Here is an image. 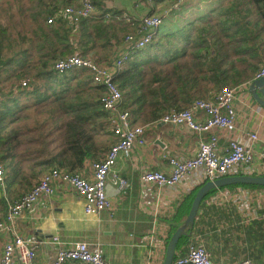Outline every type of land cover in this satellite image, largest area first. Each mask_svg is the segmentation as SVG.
Instances as JSON below:
<instances>
[{
  "label": "crops",
  "instance_id": "obj_1",
  "mask_svg": "<svg viewBox=\"0 0 264 264\" xmlns=\"http://www.w3.org/2000/svg\"><path fill=\"white\" fill-rule=\"evenodd\" d=\"M228 1L106 0L107 8L128 18L108 22L115 24L111 30L116 33L110 37L112 41L128 31L135 32L137 20L147 14H159L163 18L152 42L157 44L162 41L164 44L160 46L158 56L161 61L168 59L162 55L165 50L164 36L187 33L191 39L175 41L177 47L181 48L179 51L184 45L186 49L184 54L178 55L177 60L167 64L156 61L145 63L137 75L130 71L120 81L117 80L123 88L122 104L131 112L132 124L148 126V129L144 133L145 143L136 145L128 157H119L115 163L116 172L127 180L128 185L120 192L113 187L109 189L111 208L97 214H87L82 195L63 182L56 181L53 184L54 193L43 194L31 210L15 220L12 231L0 233V257L7 241L19 235L35 246L36 261L39 263L55 259L60 246L83 241L91 250L102 252L109 264H163L171 236L190 211L182 209L181 222L175 220L181 205L198 186L209 180L198 169L172 187L144 183L140 176L145 171L170 173L165 153L181 159L197 153L201 141L209 133H194L185 126L165 124L161 117L169 110L190 106L198 98L212 99L224 84L237 88L233 102L237 128L234 132L218 130L217 152H224L230 138L252 144V174L264 175V108L250 91L251 82L260 67L255 65L250 70L238 64L249 60L264 62V26L257 10H231L227 15L214 10ZM254 15L257 25L244 34L245 25H252L246 23L244 17ZM201 25L210 29L209 34L205 37V45L193 49L192 36ZM220 27L223 28L222 32ZM248 46L252 49L246 52ZM217 47H222V51H217ZM104 49L103 42H97L90 52L91 56L100 64L110 65L115 48L110 51L108 47L106 53ZM145 50L135 51L122 72L131 64L146 59ZM195 54L202 56L204 65L195 67L196 64L192 62ZM216 59H219L218 65L213 64ZM151 69L158 71L155 81ZM124 80L128 81V87L123 84ZM29 121L27 116L20 124L26 128L18 132L26 139L34 135ZM251 132L258 134L255 142L250 141ZM26 151H30V148ZM22 156L17 146L15 174L30 175L32 186L18 189L12 193L10 200L28 192L51 168L38 165L40 157L36 155ZM92 160H87L80 171L86 177L92 175ZM6 162H2L3 165ZM228 186L215 188L209 197L204 198L193 227L188 235H183L187 237L186 243L176 253L187 254L192 246L202 247L214 262L237 264L250 260L254 264H264V187ZM5 210L6 207L0 210V217ZM55 237L62 244L54 242Z\"/></svg>",
  "mask_w": 264,
  "mask_h": 264
},
{
  "label": "built area",
  "instance_id": "obj_2",
  "mask_svg": "<svg viewBox=\"0 0 264 264\" xmlns=\"http://www.w3.org/2000/svg\"><path fill=\"white\" fill-rule=\"evenodd\" d=\"M65 18L68 24L78 23L83 19L98 18L106 23L128 19L120 12L99 13L92 0H78V3L62 7L55 11L49 23L57 18ZM135 32L126 34L121 41H113L114 57L110 65L98 63L91 57H82L75 53L55 61L54 69L66 73L76 68H85L92 74V82L104 89L99 97L103 110L108 114V122L113 132L115 142L101 158L91 162V177L81 172H69L62 169L47 171L43 177L24 195L10 200L6 193L5 167L0 161V196L7 201L6 210L0 217V233L14 229L15 220L24 212L31 210L43 194L54 193V182L61 181L75 189L85 201V212L97 214L111 208L109 189L120 192L128 185L127 180L116 172L115 163L119 157H128L136 145L145 143V126L132 124L131 112L122 107L123 91L116 82L117 74L137 50L145 49L157 35L163 23L159 14H147L136 22ZM264 77V63L260 66L256 78ZM28 88L27 80H23L15 89ZM237 88L222 85L212 99L198 98L190 106L181 110H169L163 114L161 121L165 124L185 126L194 133L208 132L197 153L189 158L181 159L174 155L164 154L170 166V173L164 171H145L140 179L144 183L157 186L172 187L183 180L195 169L202 170L204 178L215 180L220 176L235 174H252L253 150L252 144L236 138H230L224 152H217L219 141L218 130L234 132L236 111L233 105ZM258 139L257 132L250 133V141ZM54 242L60 244L55 237ZM62 244V243H61ZM81 262L83 264H109L102 252L91 250L83 241L60 246L52 261L39 263L36 261V248L30 245L22 236L15 235L7 241L0 257V264H67ZM174 264H222L211 261L209 254L202 247H190L187 254L176 257ZM237 264H254L243 260Z\"/></svg>",
  "mask_w": 264,
  "mask_h": 264
},
{
  "label": "trees",
  "instance_id": "obj_3",
  "mask_svg": "<svg viewBox=\"0 0 264 264\" xmlns=\"http://www.w3.org/2000/svg\"><path fill=\"white\" fill-rule=\"evenodd\" d=\"M45 1L47 2L46 5L43 4ZM75 1L78 0H37V3L39 5H45L46 18L51 19L56 10L74 4ZM92 1L96 5L99 13H115L113 11L114 9L106 7V0ZM1 4L2 3H0V5ZM33 4L36 6L35 0H33ZM247 6L250 7L247 10L258 11L259 19L264 26V0H229L226 4L219 6L214 10H220L221 13L227 15L231 10H244ZM63 19L64 18L58 17L56 19L57 23L50 25L46 30L41 27L40 43L38 44V48L42 54L36 62H33L32 64L35 65V68L37 69L35 71L36 74L34 75L37 78V81L35 82L33 81L34 79L30 78L29 87L19 90V93L27 94L28 99L26 101H22L23 104L20 107H17L16 105L12 109L16 110V112L19 111L23 108V106L27 105L31 98H35L33 103L44 105V109L42 110L45 113L46 111L49 113L46 119L51 120L52 124L56 128L62 129V132L64 133V146L58 152L49 151L46 148V141H41L40 138L39 142L41 145L44 143V146H42L44 148L41 147L39 151L41 154L46 151V157L42 158L40 156L37 164L40 166L51 167L49 170L65 169L69 172H80L87 160L103 157V153L113 144L112 140H114V135L110 129L107 119L108 114L103 110L99 100L101 92L104 88L101 85L94 84L92 82V74L85 68H76L66 73H59L54 69V63L60 58L67 57L69 50L77 52L84 58L88 56L90 57L92 54L90 52H92V49L94 50V44L97 42H103V46L105 48L110 47V51H112L111 49L114 48V46L112 38L110 37L113 34L116 35V33H112L111 31L112 28L115 27V24L106 23L98 18L92 20L83 19L78 23L68 24L69 27L73 29L71 31L68 29V32H66L67 22ZM254 26L255 25L249 26L246 24L244 34H246ZM208 30L210 29L207 28V26H199L196 34L192 36V40L194 42V45L192 46L193 49H198L202 47V45H205L204 40L207 34H209ZM77 31H81L80 34H77ZM220 31H223L222 27H220ZM2 35L3 33L0 34V67L4 65L3 59L5 49L9 50L13 46V42L10 38L9 40L1 38ZM74 36L76 37L75 41L77 42V47H74V43H72V38ZM189 39H191V36L187 33H173L164 36L162 40H165V50L162 55L168 58L166 61H161L158 58V56H160V46L164 45L163 42H157V44L151 42L144 51L146 59L142 60L141 63L131 64L124 72L121 70L116 76V82L117 80L120 81V78L130 71L133 72L134 75H137L142 71L145 63L156 61L157 63L167 64L177 60L178 55L184 54L186 49L184 45L183 49L179 51L181 48L177 47L175 41H186ZM199 45L201 46L198 47ZM222 49V47L216 48L217 51H222ZM251 49L252 47L248 46L245 48V51L247 52ZM21 54H23V56L16 57L14 60H18L19 65L24 69L27 67L25 64L27 63L29 56V48L21 50ZM201 57L202 56H199L198 54L194 55L192 62L196 64L195 67L204 65V63L201 62ZM213 64L218 65L219 59H216ZM151 71L153 72V81L157 80L156 76L158 71L155 69H151ZM22 75V73L18 74L17 77L21 78ZM39 79L48 80L50 86L44 91H41L42 85L38 83ZM179 79L184 80L182 77ZM123 84L128 87V81L124 80ZM14 87H16L15 84L14 86L4 88L3 90L0 87V94L2 93L0 101V153H2V155L0 156L2 162L7 161L6 164H4V167L6 193L9 199L11 198L12 193L18 189L32 186V183L29 180L31 177L30 175L25 174L18 176V174H15L16 171L14 162L16 147L19 140L18 130L13 125V122L15 119H20L21 117L15 119L13 118L11 120L12 123L9 124L8 121H6L5 113L9 108L11 99L16 94H19L15 93ZM17 87H19V85ZM119 87L123 89L120 85ZM122 107L126 109L123 104ZM45 136H47V133ZM202 185H200V187ZM235 186L253 188L264 187L251 184H237L230 185L228 187ZM200 187L198 186L190 195L186 197L185 201L181 205L180 213L177 214L175 220L179 221L181 218L183 213L182 209H185L186 212L190 210L195 193ZM213 192L214 190H212L206 198ZM6 205L7 201L4 197L0 196V210L5 208ZM179 222H181V220ZM186 241L187 237L182 236L177 244L176 251H179ZM179 255L180 254L177 252L175 259Z\"/></svg>",
  "mask_w": 264,
  "mask_h": 264
},
{
  "label": "rangeland",
  "instance_id": "obj_4",
  "mask_svg": "<svg viewBox=\"0 0 264 264\" xmlns=\"http://www.w3.org/2000/svg\"><path fill=\"white\" fill-rule=\"evenodd\" d=\"M43 2V1H42ZM76 2V1H75ZM0 34L3 33V37L1 38L8 39L13 42L12 48L9 50L5 49L4 54V65L0 67V87L3 90L4 88H9L10 86L17 87L19 83H21L23 80H27L28 84L30 82V78L34 79L33 81H37V78L34 76L36 74V68L35 65H32L33 62H36V60L39 58V56L42 54L39 51L38 44L40 43V32L41 27H43L45 30L52 24H56V20L53 23H49L48 20L50 18H46V8L45 5L47 2L45 1L43 4H38L37 0H35V5L33 4V0H0ZM74 3V2H73ZM250 8L249 6L245 7L244 10H247ZM39 10V11H38ZM245 22L251 23L252 25L256 24V16H245ZM67 22L66 26V32L71 31L72 29L68 25V20L63 19ZM252 20V21H251ZM256 29V28H255ZM81 31H77V34H80ZM131 31L126 32L130 33ZM125 34V35H126ZM123 35L121 38H116L117 41H121V39L125 36ZM75 37V36H74ZM72 38V43H74V47H77V42L75 41V38ZM75 41V42H74ZM80 44V42H79ZM78 44V46H79ZM96 44H94L95 47ZM29 48V56L27 59V63L25 64L24 69L21 68V66L18 63V60H14L16 57H21L23 54H21V50ZM93 51V49L91 50ZM104 52H107V48L104 49ZM77 52H73L69 50V54H75ZM16 55V56H15ZM67 55V56H68ZM93 58L92 56H90ZM94 59V58H93ZM262 63L255 62V61H248V62H238V64H243L244 68H249L252 70L253 66L257 65L260 67ZM254 64V65H250ZM243 67V66H242ZM257 67V68H258ZM23 74L21 78H18V74ZM38 83L42 85L41 91H44L50 86V83L48 80L39 79ZM14 87V91L16 89ZM3 92V91H1ZM22 92V91H20ZM16 93V92H15ZM19 93V92H18ZM2 94V93H1ZM0 94V96H1ZM31 95V94H29ZM28 99L27 94L19 93L16 94L9 103V108L6 110V121H8L9 124H11V120L15 119L13 122V125L17 128L18 132L21 130H24L25 126H20L21 123L25 121L27 116L29 117V126L31 127L33 136L30 137V139L24 138L21 133L18 135L19 142L17 144L19 150L22 152V155L28 154L29 156H38L45 158L46 157V151H44L42 154L39 151V149L44 146V143L41 145V141H46V148L49 151L58 152L62 149L64 146L63 138L64 133L61 130H58L56 128L51 120L46 119L47 115L49 113L46 111V113L42 110L44 109V105L41 104H35L33 103L35 101V98H31L30 101L27 103L26 106H23V110L20 109L16 112V110L12 109L14 106L17 105V107H20L23 103L22 101H26ZM32 106V107H31ZM12 109V110H11ZM16 113V115H15ZM148 129V126H146ZM145 128V130H146ZM48 132H52L51 134H48ZM47 133V136H45ZM43 137V138H42ZM32 147V150H31ZM28 148H30V151H26ZM44 148V147H42ZM24 156H22L24 158Z\"/></svg>",
  "mask_w": 264,
  "mask_h": 264
},
{
  "label": "water",
  "instance_id": "obj_5",
  "mask_svg": "<svg viewBox=\"0 0 264 264\" xmlns=\"http://www.w3.org/2000/svg\"><path fill=\"white\" fill-rule=\"evenodd\" d=\"M250 91L252 92L254 98L257 100L259 105L264 108V77L255 78L254 80H252ZM232 184H251L264 186V175H229L217 178L215 180H209L204 183L197 190L187 217L171 236L167 246L163 264H174L177 244L183 235L189 234V230L193 227L198 209L206 195L215 188L224 187Z\"/></svg>",
  "mask_w": 264,
  "mask_h": 264
},
{
  "label": "bare ground",
  "instance_id": "obj_6",
  "mask_svg": "<svg viewBox=\"0 0 264 264\" xmlns=\"http://www.w3.org/2000/svg\"><path fill=\"white\" fill-rule=\"evenodd\" d=\"M69 6V5H68ZM67 7V6H66Z\"/></svg>",
  "mask_w": 264,
  "mask_h": 264
}]
</instances>
